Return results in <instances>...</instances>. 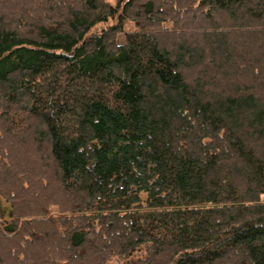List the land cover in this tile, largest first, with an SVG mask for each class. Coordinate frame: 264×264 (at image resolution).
<instances>
[{"label":"trees","instance_id":"trees-1","mask_svg":"<svg viewBox=\"0 0 264 264\" xmlns=\"http://www.w3.org/2000/svg\"><path fill=\"white\" fill-rule=\"evenodd\" d=\"M263 196L264 0H0V264H264Z\"/></svg>","mask_w":264,"mask_h":264},{"label":"rangeland","instance_id":"rangeland-1","mask_svg":"<svg viewBox=\"0 0 264 264\" xmlns=\"http://www.w3.org/2000/svg\"><path fill=\"white\" fill-rule=\"evenodd\" d=\"M107 1L110 2L112 5H116V0H107ZM113 22H114V20L112 18H110L108 21H104V22L98 23L95 28L96 29L97 28L100 29L102 27H105V26L113 23ZM134 28H135V24L133 22H131V21L128 22V23H126V25H125V29H127V30L134 29ZM124 38H125V36L123 34H120L119 35V41L120 42H124ZM262 199L264 201V196L262 197ZM0 200H1L2 204L8 209V206L9 205L5 202V200L4 199H1V198H0ZM116 262H119V261H117L115 259L112 263H116Z\"/></svg>","mask_w":264,"mask_h":264}]
</instances>
